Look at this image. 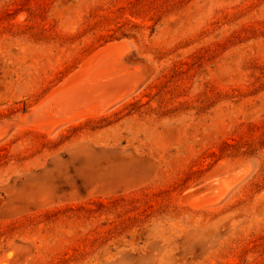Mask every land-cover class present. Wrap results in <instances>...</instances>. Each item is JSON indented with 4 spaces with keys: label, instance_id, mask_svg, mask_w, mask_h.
Segmentation results:
<instances>
[{
    "label": "rangeland",
    "instance_id": "1",
    "mask_svg": "<svg viewBox=\"0 0 264 264\" xmlns=\"http://www.w3.org/2000/svg\"><path fill=\"white\" fill-rule=\"evenodd\" d=\"M0 264H264V0H0Z\"/></svg>",
    "mask_w": 264,
    "mask_h": 264
},
{
    "label": "bare ground",
    "instance_id": "2",
    "mask_svg": "<svg viewBox=\"0 0 264 264\" xmlns=\"http://www.w3.org/2000/svg\"><path fill=\"white\" fill-rule=\"evenodd\" d=\"M111 43V44H110ZM119 44H120V41H119ZM106 45V46H105ZM111 45H113V41L112 42H109V43H107V44H104V46H101L98 50H95L91 55H89L86 59H85V61L83 62V65H85V64H89L90 65V63H91V61L92 60H94L95 62H98V63H100V65L102 64V65H105V64H110V63H112V62H116V61H118V59H120L121 58V55L123 56V54L125 53V51L124 50H122L121 48L122 47H124V45H122V47L120 48V50L119 49H110L111 47ZM121 45V44H120ZM119 45V46H120ZM112 47H114V45L112 46ZM123 51H124V53H123ZM123 53V54H122ZM120 57V58H119ZM92 63H94L93 61H92ZM96 64V63H95ZM82 65V64H81ZM82 65V66H83ZM87 65H85L86 66V68H87ZM88 65V66H89ZM98 65V64H97ZM100 65H99V67H100ZM79 67H81V66H79ZM83 68H84V66H83ZM83 68H82V70H83ZM78 70V69H77ZM76 70V71H77ZM74 72V74H73V76L74 77H76L77 75H78V73L77 72ZM78 71H81L80 70V68H79V70ZM75 73H76V76H75ZM71 77H72V75H71ZM70 79H72V78H70ZM87 112V111H86ZM85 112V113H86ZM89 112V111H88ZM95 113V112H94ZM93 113V114H94ZM74 114H76V113H73V115ZM87 114V113H86ZM90 113H88V115H89ZM72 115V116H73ZM46 116V115H45ZM75 116V115H74ZM79 116H81V117H83V116H85V114L83 113V111H82V113H80L79 112ZM78 117V116H77ZM72 118V117H71ZM47 125V124H46ZM52 125V124H51ZM55 126V125H54ZM48 129H49V127H48ZM221 179H223V178H221ZM216 180V179H215ZM219 180L220 179H218V182H219ZM223 182H225V181H223ZM217 183V182H216ZM219 185V184H218ZM218 185H216V187L218 186ZM214 188V186H213V188L212 189H214V191H216V189L217 188ZM227 186H225V184L224 185H222V186H219L218 187V190L213 194V195H211L208 199L206 198V200L207 201H205L206 203L207 202H215V201H217L219 198H221V196L222 195H224L225 193H226V191H227ZM196 192V191H195ZM213 193V192H212ZM203 201V202H204ZM201 204V203H200Z\"/></svg>",
    "mask_w": 264,
    "mask_h": 264
}]
</instances>
